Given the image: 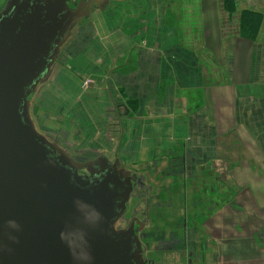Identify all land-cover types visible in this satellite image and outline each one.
Returning <instances> with one entry per match:
<instances>
[{
	"label": "crops",
	"instance_id": "obj_1",
	"mask_svg": "<svg viewBox=\"0 0 264 264\" xmlns=\"http://www.w3.org/2000/svg\"><path fill=\"white\" fill-rule=\"evenodd\" d=\"M233 1H111L35 97L88 152L179 171L188 264H264V0ZM244 9L262 15L254 39Z\"/></svg>",
	"mask_w": 264,
	"mask_h": 264
},
{
	"label": "water",
	"instance_id": "obj_2",
	"mask_svg": "<svg viewBox=\"0 0 264 264\" xmlns=\"http://www.w3.org/2000/svg\"><path fill=\"white\" fill-rule=\"evenodd\" d=\"M66 1L42 18L0 21V264H144L137 236L119 223L129 178L116 170L110 179L78 175L59 135L33 114L34 98L54 72L60 41L51 48V40L63 36L51 23L72 26L85 16ZM88 206L100 219L91 212L85 224Z\"/></svg>",
	"mask_w": 264,
	"mask_h": 264
},
{
	"label": "flooded vegetation",
	"instance_id": "obj_3",
	"mask_svg": "<svg viewBox=\"0 0 264 264\" xmlns=\"http://www.w3.org/2000/svg\"><path fill=\"white\" fill-rule=\"evenodd\" d=\"M111 1L115 0L66 1L69 9H72L73 12L76 10V14L85 13V16L72 26L60 25L55 28L51 23V28L55 30L59 28L63 33V36L58 35L60 38L54 37L53 39L51 38L52 40L50 39L51 48L57 46L56 43L58 39L60 41L52 71H55L56 68L60 67L62 64V55L67 51L68 40L73 36L77 25ZM54 2H57V0H0V21L6 18L14 19L15 17H19L20 20H22L28 15H33L37 17L36 19L45 17L46 8H52ZM86 7L88 9H86ZM70 15H68L65 20H68ZM31 96L32 94L27 98H32ZM59 139L68 153L74 157L71 165L77 169L78 175L91 179L97 176H102L100 179H110L112 178L110 174L114 173V170H116L118 173H121V175H124V177L129 178V186L124 183L125 189L121 191L122 194L125 193L124 191H128V195L124 202V209L119 218V223L120 228L126 230L132 229L135 236H137L141 245L144 264L190 263L191 252L186 249L184 244V218L181 224H178L177 221H170L159 215L156 211V199L162 196L161 193L158 192V189H154L143 175L130 169L120 161L118 163L114 157L108 158V162L104 164V160L102 159L104 156L107 157L106 154L91 153L76 148L72 149L70 145L64 144L62 137L59 136ZM92 163L96 164L91 165ZM88 168L93 170V174H90ZM100 168H102L103 171H100ZM154 214L158 216L155 220L152 218Z\"/></svg>",
	"mask_w": 264,
	"mask_h": 264
},
{
	"label": "rangeland",
	"instance_id": "obj_4",
	"mask_svg": "<svg viewBox=\"0 0 264 264\" xmlns=\"http://www.w3.org/2000/svg\"><path fill=\"white\" fill-rule=\"evenodd\" d=\"M38 102L39 101L35 100L33 105V112L35 117L37 118L38 124L41 127L53 132H59L58 129H62L65 127V134L62 136L63 142L66 141V138L68 137L69 140L67 145H70L72 149L76 148L78 150L88 151L82 148L84 141L83 134L79 133L78 128L73 123H70L68 121L66 122V120L63 118L64 116L62 115H54L51 113V111L47 112V109V111H44L42 109L41 103L38 104ZM64 144L66 143L64 142ZM126 166L141 175L144 174L143 176L147 178L146 180L148 181V183L151 184L154 189H158V192L161 193L162 197L156 199V211L159 213V215L161 217H165L167 220L177 221L178 224H181L184 218V184L182 178H180L179 176V171H176L177 173H174L172 169H167V163H163L162 168L156 169V171L151 170V168L144 169V166L146 165L141 166L143 169L137 166L134 167L133 165ZM155 174H157L158 180L154 181ZM193 207L195 210V203H193ZM172 211H174V213H172ZM156 217L158 216L155 214L152 215V218L154 220L156 219ZM191 221L196 222L195 219H192ZM201 251L202 249L200 247L199 252Z\"/></svg>",
	"mask_w": 264,
	"mask_h": 264
},
{
	"label": "trees",
	"instance_id": "obj_5",
	"mask_svg": "<svg viewBox=\"0 0 264 264\" xmlns=\"http://www.w3.org/2000/svg\"><path fill=\"white\" fill-rule=\"evenodd\" d=\"M223 6L229 13L235 10L233 0H223ZM261 20V13L248 9L241 10L239 16L240 36L254 39L257 36Z\"/></svg>",
	"mask_w": 264,
	"mask_h": 264
},
{
	"label": "clouds",
	"instance_id": "obj_6",
	"mask_svg": "<svg viewBox=\"0 0 264 264\" xmlns=\"http://www.w3.org/2000/svg\"><path fill=\"white\" fill-rule=\"evenodd\" d=\"M89 208H90V212L86 215V216H84L83 217V222L85 223V224H90V220L92 219V216H91V212H94V218L96 219V220H99L100 219V214H99V212H96L95 210H91V206H88ZM83 259H84V261H88V257H86V256H84L83 257Z\"/></svg>",
	"mask_w": 264,
	"mask_h": 264
}]
</instances>
